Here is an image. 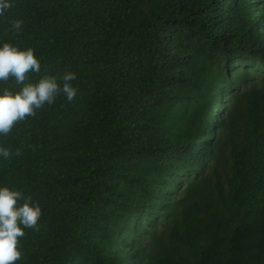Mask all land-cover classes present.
Listing matches in <instances>:
<instances>
[{"label":"trees","instance_id":"1","mask_svg":"<svg viewBox=\"0 0 264 264\" xmlns=\"http://www.w3.org/2000/svg\"><path fill=\"white\" fill-rule=\"evenodd\" d=\"M12 3L25 83L78 88L0 135V187L42 209L16 264H264V0Z\"/></svg>","mask_w":264,"mask_h":264},{"label":"clouds","instance_id":"2","mask_svg":"<svg viewBox=\"0 0 264 264\" xmlns=\"http://www.w3.org/2000/svg\"><path fill=\"white\" fill-rule=\"evenodd\" d=\"M15 5L12 0H0V17ZM10 31L19 34L23 31V21H10ZM41 62L29 47L21 50L19 47L5 42L0 46V82L14 79L18 85H23L13 93L8 88L0 94V135H8L17 122L29 117H35L37 110L45 104L52 105L58 96L63 95L68 103H73L78 94V88L73 86L77 79L76 73L65 71L61 80L55 76H44L35 83H25L29 73H40ZM22 155L18 148L13 152L8 147L0 146V158L10 160L13 156ZM42 209L33 202L31 195L25 196L22 191L9 187H0V264H16L22 258L18 245L25 237V229L39 230L38 221Z\"/></svg>","mask_w":264,"mask_h":264}]
</instances>
